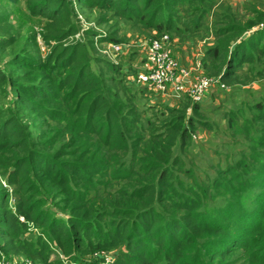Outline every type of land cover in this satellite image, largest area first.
Returning <instances> with one entry per match:
<instances>
[{
  "label": "trees",
  "instance_id": "trees-1",
  "mask_svg": "<svg viewBox=\"0 0 264 264\" xmlns=\"http://www.w3.org/2000/svg\"><path fill=\"white\" fill-rule=\"evenodd\" d=\"M77 1L99 8L113 7L118 14L128 18L137 16L160 33L158 36L166 34L170 29L179 31L171 15L165 10L162 12L157 5H151L162 0ZM186 1L191 3L203 0ZM26 2L32 14H39L46 20L40 35L42 41L49 46V51L45 64L38 67V72L53 74L56 80L53 85H48L45 81L39 82V93L23 82L25 71L14 76L12 71L5 74L0 68V149L11 151L10 160L5 161L11 168L6 170L1 167V172L6 175L8 183L17 188V200L12 208L0 183L2 248L7 252L13 251V254H22L39 264H200L198 256L201 251L197 245L204 242L202 250L210 255L212 262L225 259L237 249L250 248V264H264V176L260 181L262 194L251 198L250 208L243 206L242 195L232 209L221 208L218 213L214 211V214L201 209L199 194L193 193L190 196L175 189L173 178L176 177L173 167H169L171 146L176 140L181 143L189 140L190 131L193 130L191 119L187 120L188 123H183V118L178 115L164 118L159 126L150 127L148 131V143L153 145L151 150L141 148V154L132 158L130 165L126 167L117 159L112 160L117 164L114 169L119 173V179L130 178L139 183L134 190L122 191L121 194L127 197L120 196L119 200L115 197L97 199V195H92L88 189L93 187V176L96 173L108 172L109 163L103 157L98 154L96 157L89 155L88 161L80 162V159H61L58 149L50 153L46 151L49 139H42L40 134L28 131V126L18 115L27 114H23V106L35 108L40 116L47 114L46 108L32 100L42 98L53 101L52 89L62 93L65 100H74L71 120L76 122L79 130L94 133L108 151H120L127 146L124 126L125 123L131 125L133 119L129 115H120L110 104L101 87V75L91 70L85 44L80 40H73L77 27L68 6L69 0ZM211 3L208 0V4ZM253 14L254 21L248 25L256 29H248V32L242 34L244 29L241 27L224 28L218 32L224 38L222 42L225 45H213L205 49V55L217 63V70L212 76L218 77L225 86L236 80L233 77L243 63L252 62L257 57L260 61L264 59V11L254 9ZM189 22V32L200 28L199 20ZM261 23L263 26L259 28ZM232 32L237 34L238 39L232 40ZM6 43L3 41L2 45ZM106 65L110 72L119 71L115 65ZM17 66L25 67L20 62H17ZM138 90L147 100V107L154 108L159 103L158 100L152 101L140 87ZM2 92H6L7 98L19 105L14 108L4 104L3 97L6 95L2 96ZM181 100H185V107L179 113H184L190 101L187 97L179 101ZM193 105L195 109L198 103ZM254 107L258 110L257 118L264 122V104L255 103ZM166 110L168 115L173 112L168 108ZM153 112L156 118L166 114L163 111H159V114L157 111ZM140 130L142 134L147 133L145 128ZM258 145L264 147V137L259 138ZM259 154L252 151L251 156ZM239 163L241 167L232 173L231 181L219 179V186L232 194L239 191L248 194L258 185L259 181L256 180L260 175L248 178L249 182L242 180L241 174L252 167L243 161ZM171 164L174 166L173 160ZM233 167L235 166L229 169L233 170ZM135 170L149 174L157 172L152 174V179L156 178L157 187L150 180L136 179ZM221 174L226 176L224 171ZM73 176L84 187H76L77 183L71 181ZM177 183L182 187L180 181ZM41 188L56 194L65 203L52 211L44 210L42 201L38 199ZM145 194L148 205L143 209L119 207V201ZM155 198L166 205L165 211L171 207L181 213L166 214L158 210L153 205ZM236 208H239L237 215L234 214ZM62 210L64 213H61ZM106 216L119 217L109 220L108 225ZM33 225L39 230L36 231V240L26 237V233L33 231ZM109 251L114 253L113 260L111 263H103L98 253ZM52 256L55 259L52 260Z\"/></svg>",
  "mask_w": 264,
  "mask_h": 264
},
{
  "label": "rangeland",
  "instance_id": "rangeland-1",
  "mask_svg": "<svg viewBox=\"0 0 264 264\" xmlns=\"http://www.w3.org/2000/svg\"><path fill=\"white\" fill-rule=\"evenodd\" d=\"M162 1L151 5H157L162 12L165 10L168 15H171L179 29L175 32L173 29L166 31L170 39V43L167 44L168 50L181 65L191 68L194 75L200 76H212L217 70V63L204 52L206 48L213 47V45H225L222 42L224 38L218 31L237 26L244 29L243 34L248 29H256L248 25L249 22L254 21L253 10L264 11V0H209L210 3L213 2L211 4H208V0L191 3L186 0ZM68 6L77 27L73 40L77 39L85 44L91 70L101 75L103 93L120 115H129L133 120L131 125L125 123L126 126H124L127 146L120 151H108L103 148L94 133L79 130L76 122L71 120L74 100L67 101L62 93L52 89L53 101L42 98L32 100L46 108L47 114L40 116L35 108L23 106V114H27L18 115L21 121L28 126V131L40 134L42 139H49L46 151L50 153L58 149L61 159H80V162L88 161L89 155L94 157L98 154L103 157L109 163L108 172L106 174L96 173L93 176V187L88 189L92 195H97V199L115 197L119 200L120 196H125L121 194L122 191L134 190L139 183L130 178L119 179L117 176L119 173L114 169L117 164L112 160L117 159L120 164L124 163L125 167L130 165L131 159L141 154V148L152 149L153 145L148 143L150 127L159 126L164 118L178 115L183 118V123H188L187 120L191 119L193 130L190 131V138L187 142L181 143L176 140L171 146L169 167H173L176 177L173 178L175 189L179 193H186L190 196L193 193L199 194L200 207L208 213L214 214V211L218 213L221 208L232 209L240 201L242 195L244 196L243 206L250 208L251 198L262 194L260 193L262 192L260 181L264 176V147L258 145L259 138L264 137V122L257 118L258 110L254 107L255 103L264 104V59L260 61L257 57L252 62L243 63L236 72V76L233 77L236 78L233 83L226 86L216 83L195 109L194 105L191 108H189L190 105L186 107L185 114L179 113V110L185 107V100L179 101L180 99L163 95H157L156 100L159 103L154 108H149L147 100L135 84V77L143 63V59L141 60L143 49L149 48L147 45L151 39L156 38L160 33L139 20L137 16H134L135 18L125 17L118 14L113 7L99 8L84 5L77 0H69ZM190 14L194 16L190 17ZM188 20H192L193 23L199 20L200 28L189 32L188 23L190 22ZM45 23V18L30 12L26 0H0V68L5 71V74L12 71L14 76L25 71L23 82L39 93V82L45 81L48 85H53L56 80L53 74L38 72V67L45 64L44 60L49 51V46L42 41L40 35ZM261 24L259 28L262 27ZM216 30L217 33H215ZM262 34H264V29ZM230 36L232 40L238 39L235 32H232ZM3 41L7 42L6 45H2ZM112 41L118 43L122 49L113 51L109 45L113 43ZM16 61L25 67L19 68ZM106 63L115 65L119 71L110 72ZM1 95H6L3 97L4 104L14 108L19 105L7 98L6 92H2ZM165 106L168 110H173L172 114L166 113ZM153 111H157V114L163 111L166 114L158 115L156 118ZM143 128L147 133L140 132ZM252 151L259 152V156H251ZM10 155L11 151L5 148L0 149V183L7 193L9 205L13 208L17 200V188L8 183L6 175L1 172V167H5L6 170L11 168L10 164H5V161L10 160ZM240 161L252 167L248 172L241 174L242 180L249 182L248 178H252L255 174L260 175L256 180L259 181L258 185L248 194L240 193V191L232 194L219 186L221 184L219 179L225 180L224 182L231 181L232 173L241 167L239 166ZM133 164L137 166L136 162ZM231 166H235L233 170L229 169ZM221 171H224L226 176L221 174ZM134 173L136 179L150 180L157 187L156 178L152 179L153 172L149 174L135 170ZM71 181L77 183L76 187H84L75 176L71 178ZM177 181H180L182 187ZM38 199L42 201L41 206L44 210L52 211L65 203L56 194L42 188ZM147 199L145 194L141 197L121 200L119 201L121 206L117 205L121 209L130 207L138 210L148 205ZM108 205L110 204H105V206ZM153 205L166 214L181 213L180 210L171 207L165 211L166 205L156 198ZM238 211L239 208H236L234 214L237 215ZM61 213H64V210ZM118 217L106 216L105 219L108 222ZM103 222L105 224V221ZM109 222L108 225H110ZM32 230L26 233V237L36 240L38 227L33 225ZM198 246L201 251L198 256L200 264H250L251 262L248 254L250 248L237 249L225 259H216L212 262L210 255L202 250L204 242H200ZM113 255L114 253L110 251L98 253L103 263H111ZM51 259L55 258L52 256ZM0 264H39V262L31 261L19 253L13 254V251L7 252L0 245Z\"/></svg>",
  "mask_w": 264,
  "mask_h": 264
},
{
  "label": "built area",
  "instance_id": "built-area-1",
  "mask_svg": "<svg viewBox=\"0 0 264 264\" xmlns=\"http://www.w3.org/2000/svg\"><path fill=\"white\" fill-rule=\"evenodd\" d=\"M263 26V24H261ZM167 34L151 39L143 49V63L136 73L135 84L145 95L155 101L157 95L173 99L186 98L193 104L201 103L206 93L216 83L225 86L216 76L194 75L191 68L184 67L168 50ZM113 51L122 49L118 43H110ZM146 47V46H145ZM144 47V48H145Z\"/></svg>",
  "mask_w": 264,
  "mask_h": 264
}]
</instances>
